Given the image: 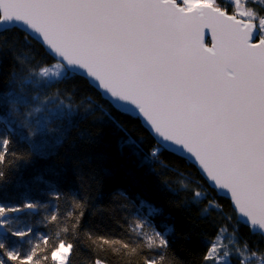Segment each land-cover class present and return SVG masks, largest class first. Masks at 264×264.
<instances>
[{
    "label": "snow or ice",
    "instance_id": "snow-or-ice-1",
    "mask_svg": "<svg viewBox=\"0 0 264 264\" xmlns=\"http://www.w3.org/2000/svg\"><path fill=\"white\" fill-rule=\"evenodd\" d=\"M250 2L258 7L230 0L229 12L218 0H0V188L17 162L65 145L68 176L78 185L65 191L60 181L37 177L49 203L28 192L18 202L0 198V264H73L81 234L94 252L117 253V264H183L171 253L174 228L152 222L161 209L148 205L149 215H140L124 192L98 203L103 181L72 133L82 145L94 144L96 135L79 129L102 121L127 134L113 110L138 122L141 133L121 147L129 145L141 165L163 176L157 165L168 153L196 170L194 182L181 181L183 193L162 180L181 197L177 206H202L198 217L216 213L215 234L194 264H264V248L237 241L241 227L264 238V0ZM16 33L39 45L43 57L18 54ZM80 85L103 103L87 92L77 99ZM17 142L27 151L18 152ZM61 203L70 207L58 212ZM89 209L92 216L107 212L123 231L81 233ZM41 211L58 229L55 240L20 226ZM69 233L71 240L61 238Z\"/></svg>",
    "mask_w": 264,
    "mask_h": 264
},
{
    "label": "trees",
    "instance_id": "trees-1",
    "mask_svg": "<svg viewBox=\"0 0 264 264\" xmlns=\"http://www.w3.org/2000/svg\"><path fill=\"white\" fill-rule=\"evenodd\" d=\"M221 7H225L231 12L233 6L226 2V0H218ZM251 4V2H247ZM254 7H258L251 4ZM16 38L15 47L18 54L28 51L29 54L34 55L37 59L43 57V51L39 45L33 44L28 46L23 42V38L19 33L13 34ZM13 35L9 36L11 41ZM47 62L51 63L50 58L44 57ZM12 67V60L10 54L3 60V70H10ZM61 88L64 86L61 85ZM90 94L94 100L100 101V97L95 92H88L82 85L76 92L77 99H80L84 93ZM103 103V101H100ZM113 115L118 121L129 129L126 134L120 128L110 122L96 121L90 125L82 126L80 132H91L96 135V143L89 145H82L76 132L72 133L76 140V146L81 156H91L94 158V164L97 172L102 179L101 191L104 193V200L98 202L101 207L106 206L111 196L118 192H124L137 202V211L140 215L148 216L150 209L148 205L161 209L162 214L152 217V222L158 230H165V226H172L174 233L170 234L172 240L171 253L183 264H194V261L205 251L206 237L214 235L216 231L215 220L216 215L213 210L212 216L198 217L197 212L202 206L192 205L190 207L177 206L181 197L174 195L169 190L168 186L162 183L163 179H168L172 188L179 189L183 193L184 189L180 188V183L194 182L198 179L196 170L190 167L187 163L176 159L173 155L168 153L161 154L162 164L157 165L163 176L157 175L155 172L149 170L148 165H141L139 161L132 155V149L129 145L122 142L132 136L134 139L141 133L138 122L132 121L129 117H121L119 113L113 110ZM14 148L18 152H26L27 144L17 142ZM151 147V145H149ZM147 151V149H146ZM69 156L70 152L68 146L56 150L50 156H31L26 160L17 162L15 168H10L7 172V179L10 181L2 188H0V198L5 200L18 202L21 195L28 192L34 197H38L41 202L49 203V201L42 195V190L46 185L42 183L37 177H43L44 181H60L61 187L67 191L69 188H76L75 178L68 176L69 173ZM191 186V185H190ZM210 196H215V193L208 190ZM218 202L227 211L229 201L222 196L218 197ZM146 202L140 205L139 201ZM69 205L61 203L57 211L66 210ZM51 208V205H50ZM91 209L86 213L84 224L81 229L83 233L85 228H92L93 231L99 234H113L119 235L123 230L120 226L113 222L107 212H98L95 216L91 215ZM45 212L41 211L39 214H32L22 221L20 226L27 227L31 225L35 233L48 234L55 240V233L58 230L55 224L48 225L43 222ZM119 215V213H118ZM123 223V221H121ZM61 238L71 240V234H61ZM237 241L240 244L247 242L250 247L259 245L264 248V238L258 234L251 233L246 227H241ZM41 246H43L41 242ZM42 254V253H41ZM96 258L106 260V264H117L120 257L117 253L108 251H93L91 242L87 241L85 237L81 236L75 239V254L72 256L73 264H89L94 262ZM51 261V257L49 256ZM51 264H58L56 261H51Z\"/></svg>",
    "mask_w": 264,
    "mask_h": 264
},
{
    "label": "rangeland",
    "instance_id": "rangeland-1",
    "mask_svg": "<svg viewBox=\"0 0 264 264\" xmlns=\"http://www.w3.org/2000/svg\"><path fill=\"white\" fill-rule=\"evenodd\" d=\"M250 1V0H241V3L242 5L246 4L247 7H254L252 6L251 4H248L247 2ZM226 2L230 3V0H226Z\"/></svg>",
    "mask_w": 264,
    "mask_h": 264
},
{
    "label": "water",
    "instance_id": "water-1",
    "mask_svg": "<svg viewBox=\"0 0 264 264\" xmlns=\"http://www.w3.org/2000/svg\"><path fill=\"white\" fill-rule=\"evenodd\" d=\"M211 36H208L205 43L208 45V46H211ZM222 196V195H221ZM223 197V196H222Z\"/></svg>",
    "mask_w": 264,
    "mask_h": 264
},
{
    "label": "bare ground",
    "instance_id": "bare-ground-1",
    "mask_svg": "<svg viewBox=\"0 0 264 264\" xmlns=\"http://www.w3.org/2000/svg\"><path fill=\"white\" fill-rule=\"evenodd\" d=\"M248 2H250V1H248ZM3 71H4L5 74H7L10 70L6 71V69H4ZM52 91H55V88L52 89Z\"/></svg>",
    "mask_w": 264,
    "mask_h": 264
}]
</instances>
